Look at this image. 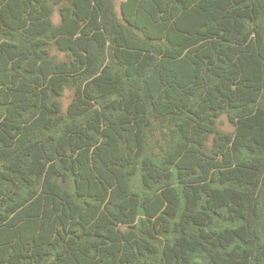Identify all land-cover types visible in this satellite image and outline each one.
Here are the masks:
<instances>
[{"label": "trees", "instance_id": "obj_1", "mask_svg": "<svg viewBox=\"0 0 264 264\" xmlns=\"http://www.w3.org/2000/svg\"><path fill=\"white\" fill-rule=\"evenodd\" d=\"M0 264H264V0H0Z\"/></svg>", "mask_w": 264, "mask_h": 264}, {"label": "rangeland", "instance_id": "obj_2", "mask_svg": "<svg viewBox=\"0 0 264 264\" xmlns=\"http://www.w3.org/2000/svg\"><path fill=\"white\" fill-rule=\"evenodd\" d=\"M69 100H70V98L67 97L66 100H65L66 103H68ZM222 118H223V121H224V123L222 124V127H223L224 129H227V130L232 129V125H231V123L228 121L227 117H226V116H223Z\"/></svg>", "mask_w": 264, "mask_h": 264}]
</instances>
